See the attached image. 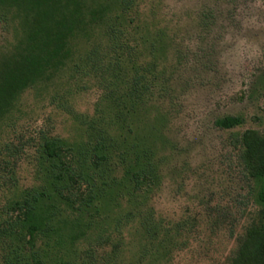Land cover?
<instances>
[{
	"label": "rangeland",
	"instance_id": "1",
	"mask_svg": "<svg viewBox=\"0 0 264 264\" xmlns=\"http://www.w3.org/2000/svg\"><path fill=\"white\" fill-rule=\"evenodd\" d=\"M133 9L126 41L145 54H126V67L129 59L153 62L144 42L160 34L155 62L162 84L144 107L157 130L152 142L162 167L142 207L154 215L157 236L147 241L129 225L122 236L104 239L92 262L227 264L259 209L260 181L249 177L242 137L264 136V0H135ZM21 36L18 14L0 2V57ZM76 70L68 67L51 83L24 92L0 125V227L7 226L14 196L40 185L43 139L75 141L81 117L94 119L97 106L110 112L96 77ZM227 116L241 119L240 125L217 128L215 121ZM117 204L113 214L126 207Z\"/></svg>",
	"mask_w": 264,
	"mask_h": 264
},
{
	"label": "trees",
	"instance_id": "2",
	"mask_svg": "<svg viewBox=\"0 0 264 264\" xmlns=\"http://www.w3.org/2000/svg\"><path fill=\"white\" fill-rule=\"evenodd\" d=\"M0 2L16 11L22 34L0 57V125L15 112L24 92L51 83L68 67L83 78L94 75L104 88L101 100L111 104L109 113L97 106L94 119L81 117L84 126L75 141L43 139L40 185L14 196L7 226L0 227L2 264H94L95 251L108 243L104 239L122 236L129 225L153 241L155 218L142 207L160 183L162 161L152 142L157 130L144 104L162 84L155 62L160 34L154 37L144 29L153 39L144 42L153 62L129 59L126 67V54H145L126 41L125 20L135 0ZM240 123L227 116L215 126L230 130ZM242 159L249 177L260 181L255 194L259 209L227 264H264V136L243 135ZM118 200L126 207L113 214ZM77 246L86 250L81 253Z\"/></svg>",
	"mask_w": 264,
	"mask_h": 264
}]
</instances>
